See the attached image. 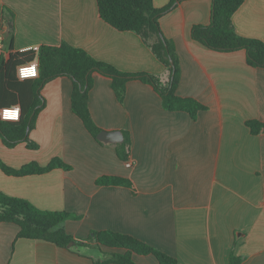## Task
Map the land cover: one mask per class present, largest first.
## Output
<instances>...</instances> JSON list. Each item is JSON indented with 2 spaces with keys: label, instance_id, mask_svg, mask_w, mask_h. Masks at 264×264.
<instances>
[{
  "label": "crops",
  "instance_id": "obj_1",
  "mask_svg": "<svg viewBox=\"0 0 264 264\" xmlns=\"http://www.w3.org/2000/svg\"><path fill=\"white\" fill-rule=\"evenodd\" d=\"M169 1L153 0L158 8ZM212 6L213 0H185L160 19L179 59L177 93L207 107L196 119L165 109L160 94L141 80L127 83L120 102L112 79L95 72L92 116L101 129L129 136L125 161L117 143L99 142L73 111L71 78H54L42 89L45 106L30 132L39 147L25 141L8 147L0 137V158L18 169L60 157L70 168L10 175L0 167V191L71 213L64 227L78 240L92 230H111L178 264H230L231 254L241 264H264V67L250 66L243 49L219 52L192 38L194 25L211 22ZM233 25L240 35L264 41V0H245ZM0 28L6 34L1 57L65 41L122 71L169 80L168 68L138 33L103 20L97 0H0ZM249 120L262 123L257 133ZM102 176L128 183L101 185ZM19 231L14 222H0V264H93L102 255L94 243L78 253L18 237ZM133 259L160 264L152 254Z\"/></svg>",
  "mask_w": 264,
  "mask_h": 264
},
{
  "label": "trees",
  "instance_id": "obj_2",
  "mask_svg": "<svg viewBox=\"0 0 264 264\" xmlns=\"http://www.w3.org/2000/svg\"><path fill=\"white\" fill-rule=\"evenodd\" d=\"M182 1L185 0H170L165 7L158 8L153 0H97L103 20L119 31L138 33L168 68L169 80L166 84L149 72L122 71L65 41L60 45H42L38 52L30 49L11 52L8 58L0 57V109L20 105L22 110L19 121L0 118V137L4 143L8 147H14L25 141L29 148L39 147L38 143L31 140L30 132L35 128L38 115L45 106L42 89L47 82L61 76H67L73 81V111L101 143L104 142L98 139V134L103 129L95 122L89 106V92L95 72L112 79V87L120 102L124 101L127 83L130 80H141L151 84L160 94L165 109L186 111L196 119L199 111L207 107L193 97H184L177 93L181 75L179 59L174 42L164 35L160 23L161 17ZM244 2L245 0H213L211 22L194 25L191 35L193 39L219 52L243 49L250 66L264 67V41L240 35L233 25V15ZM9 38V47L12 48L11 33ZM35 58L39 61V77L19 79L18 67ZM247 125L253 133H257L262 123L249 120ZM130 143L129 136L125 134L124 140L116 144L118 156L122 160H128ZM0 167L10 175L45 173L56 167L70 168L60 157H54L47 165L29 162L18 169L10 167L0 158ZM97 183L113 185L127 184L128 181L117 176H102ZM72 216L67 211L43 210L25 198L0 191V222L18 224V237L47 240L78 253L94 243L102 255L93 257V264H137L133 259L134 254H152L160 264H178L175 258L128 234L92 230L87 239H75L64 227L65 221ZM241 261V257L231 254L230 264H241Z\"/></svg>",
  "mask_w": 264,
  "mask_h": 264
},
{
  "label": "built area",
  "instance_id": "obj_3",
  "mask_svg": "<svg viewBox=\"0 0 264 264\" xmlns=\"http://www.w3.org/2000/svg\"><path fill=\"white\" fill-rule=\"evenodd\" d=\"M5 39H6L5 33L0 28V57L4 51ZM33 50L38 52L40 50V47L35 46V47H33ZM25 69L31 70V71H29L27 76H25V74H24ZM39 75H40V68H39V61L37 58H35L32 61L21 64L18 67V77H21V78H19L21 80H25V79H29V78H36V77H39ZM4 110H7L9 112H13V113H15V115L10 116V117H4ZM21 114H22V110H21L20 105L3 107L2 109H0V118L3 120L19 121L21 118ZM127 166H131V162H127Z\"/></svg>",
  "mask_w": 264,
  "mask_h": 264
},
{
  "label": "water",
  "instance_id": "obj_4",
  "mask_svg": "<svg viewBox=\"0 0 264 264\" xmlns=\"http://www.w3.org/2000/svg\"><path fill=\"white\" fill-rule=\"evenodd\" d=\"M98 139L103 142L120 143L124 140V135L120 130H102L98 134Z\"/></svg>",
  "mask_w": 264,
  "mask_h": 264
},
{
  "label": "clouds",
  "instance_id": "obj_5",
  "mask_svg": "<svg viewBox=\"0 0 264 264\" xmlns=\"http://www.w3.org/2000/svg\"><path fill=\"white\" fill-rule=\"evenodd\" d=\"M28 73H29V72H25V71H24L25 76H27ZM18 78H21V77H18ZM13 115H15V113H13V112H9V111H7V110H4V117H10V116H13Z\"/></svg>",
  "mask_w": 264,
  "mask_h": 264
},
{
  "label": "snow or ice",
  "instance_id": "obj_6",
  "mask_svg": "<svg viewBox=\"0 0 264 264\" xmlns=\"http://www.w3.org/2000/svg\"><path fill=\"white\" fill-rule=\"evenodd\" d=\"M24 71H25V72H29V71H31V70H30V69H25Z\"/></svg>",
  "mask_w": 264,
  "mask_h": 264
}]
</instances>
